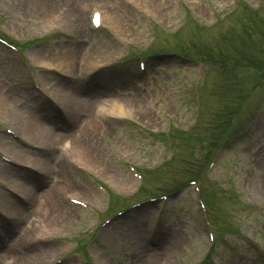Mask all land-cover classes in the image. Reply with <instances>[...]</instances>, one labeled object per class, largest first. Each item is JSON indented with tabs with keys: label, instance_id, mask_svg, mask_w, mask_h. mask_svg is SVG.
Returning <instances> with one entry per match:
<instances>
[{
	"label": "rangeland",
	"instance_id": "374dc122",
	"mask_svg": "<svg viewBox=\"0 0 264 264\" xmlns=\"http://www.w3.org/2000/svg\"><path fill=\"white\" fill-rule=\"evenodd\" d=\"M43 1L44 4L39 6ZM78 1L81 5L82 0ZM111 1L118 15L116 26H111L105 17L104 26L93 34H89L87 28L88 39H84L81 38L80 17L84 16L90 25L91 10L99 8L96 2L87 3L84 13L78 14L72 6L74 3L75 7H80L76 0H0V33L19 43L39 39L23 54L30 66L50 68L37 72L33 69L31 77L18 54L0 47V95L12 93V104L28 103L31 115H36L35 101L27 100L35 92L33 84L49 82L50 88L64 81L54 73L61 68L56 61L59 54L71 47V43L78 44L84 46L79 51L93 50L96 53L89 61L93 63L92 67L99 63L112 64L110 71L102 72L99 78L92 81L94 84L83 89L92 93L101 107L114 111L119 109L125 120L137 123L144 130L172 132L168 144H162L122 121L102 117L98 127L100 141L98 163L94 166L96 171L77 160L87 168L85 171L88 173L69 165L51 173L48 178L44 175L39 193H52L56 188L55 182L61 180L69 181V186L77 191L61 194L60 202L64 205L59 211L58 226L45 238H52L53 241L41 238L45 236L43 233L27 235L23 237L20 252L40 253L49 245H58L61 248L50 256V264H86L75 256L73 250L76 241H82L88 243L85 254L91 264L108 261L109 264H129L136 244H148L145 227L155 219L162 202H145L99 227L102 216H92L90 205L89 209H84L74 205L69 198L90 199L94 207L104 210L109 200L94 182L96 178L105 183L117 195L116 201L123 202L121 207L126 208L147 196L146 192H142L146 186L152 194L160 195L173 190L183 180L196 178L214 214L213 226L207 225V217L199 205V192L194 187H180L164 204L166 208L162 220L157 218L154 224L153 239L166 254L163 255V262L199 264L214 244L208 234L213 231L214 236L218 232L217 240L224 241L226 237L229 243H216L217 252L213 255L216 264H264V76L258 78L264 71L258 73L251 68L227 71L217 58V50L225 46L222 40L226 38L232 43L229 46L231 50L241 55H257L256 63L264 70V54L259 50L264 48V0H241L240 3L238 0ZM21 3L27 5L23 7ZM51 3L53 7L49 10ZM243 4L258 9L259 13L249 15V11L244 12ZM47 8L48 19L42 17ZM240 16L243 19L238 18ZM213 23L216 25L212 26ZM154 25L170 37L165 36L164 39ZM175 29H179V33L172 38ZM195 39L201 42L199 45L210 47L216 57V63L210 68L204 66L201 73L200 66H184L177 57L166 54L174 46H181L184 51L197 56ZM152 51L161 54L145 60L148 73L139 74L133 56ZM233 51L229 55L236 57ZM128 57V60L125 59ZM41 60L48 64L38 63ZM22 89L25 95H21ZM83 114L78 123L85 119L82 117L86 114L85 110ZM49 121L54 122L53 118L46 117V122ZM11 125L12 121L0 111L1 152L6 153L9 150L7 147L14 143L3 132L5 126ZM71 127H62L60 133L68 134L73 129ZM187 129L192 130L183 135ZM234 136L237 143L221 148L226 140ZM28 140L31 142L24 144L28 148L19 145L23 153L31 156L41 154L37 149L41 144ZM58 144L61 146L60 142ZM51 148L52 145L49 151ZM175 150L174 157L172 153ZM213 156V164L207 168ZM19 162L28 164L24 159ZM10 163L1 158L0 169L6 165L19 178L31 174L26 168L18 169ZM28 165L37 169L30 163ZM129 165L155 172L149 181L147 177L145 188L135 197L133 195L138 192L140 183L129 173ZM0 181L5 182L1 175ZM12 187L22 197L23 207H32H28V201L36 204L34 197L21 195L15 186ZM122 197L126 199L121 200L124 199ZM45 202L49 203L46 199ZM121 207L115 206L114 210L118 211ZM225 223H228L227 226ZM230 226L241 237L257 243L258 247L245 243L231 231L228 233L226 229ZM12 236L15 234L10 238ZM172 245L176 247L174 254ZM145 249L148 250V245ZM146 253L138 254L137 261H141ZM8 260L11 258L7 254L0 255V263ZM159 261L155 260V264H160Z\"/></svg>",
	"mask_w": 264,
	"mask_h": 264
},
{
	"label": "bare ground",
	"instance_id": "6f19581e",
	"mask_svg": "<svg viewBox=\"0 0 264 264\" xmlns=\"http://www.w3.org/2000/svg\"><path fill=\"white\" fill-rule=\"evenodd\" d=\"M76 2L79 5V1L76 0ZM91 2H96L99 5V8L103 10L104 16H101L102 24L104 23L106 17L111 26H116L115 24L118 20V15L114 6H112V1L110 2V0H82L81 5H79L80 7H75L74 3L72 6L78 14H82L86 8L84 6L87 3L92 4ZM42 4H44V1L39 3V6ZM26 5L27 3H21V6L23 7ZM51 7H53L52 3L49 6V10ZM48 13L49 11L47 8L42 13L44 16H41L48 19ZM80 21L82 22L81 38L88 39L86 33H88L87 28H89V34L91 33L90 25H88L84 16L80 17ZM83 48L84 46L82 45L71 43V47L68 50L59 54L58 60L56 61L57 65L63 68L68 74L70 73L75 76V72H77L78 65L81 64V61H86V64L96 55L93 50L79 51ZM38 63H44V61L41 60ZM85 67H87V65H85L84 68ZM44 86L47 85L45 84ZM50 89V96L56 97L67 111L68 118L66 122L61 114H56L54 112H52V114H44L45 116L39 119L35 115H31L27 106L21 109L15 108L11 103L14 98L12 93L5 96L0 95V111H2L5 117L12 121L13 129L19 130L18 133L21 141L31 142L28 140L30 139L37 141L41 144V147H47L43 148L45 152H41V154H37L35 156L27 155L26 153L24 154L23 150L16 144L9 145V147H7L9 148L7 153L13 156L14 160L20 161L21 159H24L27 161L26 163H30L37 167V169L39 171L41 170L42 173L36 175L34 174V171L30 170L31 174H28L24 178H19L13 171L7 169L6 167L0 169V175L4 178L7 184L15 186L21 192V195L34 197L36 201V204H34L32 208L25 209L19 198L8 195L0 190V208L14 217L9 220H5L0 216V238L2 235H9L12 230L18 226L19 221H23L22 218L24 215H26L27 219H30L31 217H36L38 219L37 222H34V224H31L30 226H21L20 230H26V235H36L38 233L47 235L52 230L57 228L60 216L59 211L64 205V202H60V198H62L61 194L72 190L77 191V189L73 186H69V181L66 182L63 180L55 183L57 187L50 194L44 195L43 193L38 192L39 185L43 183L44 177H48L51 173L55 172L54 168L56 167L52 164V154L48 149L51 145L52 147L55 144L59 145L58 142H60L61 145H64V142L67 143L70 141V148L68 147L69 143H67L68 145H64L69 148L66 154H64V160L57 162L60 169H65L67 159L69 158L83 161L94 170V166L98 163L99 156L97 154V148H99V131L96 124L98 122L99 112L101 109L97 98H95L92 93L82 90L81 87L77 89L75 85L72 86L70 82L65 83V81L51 86ZM50 108H52V110L54 109L52 105ZM83 110L88 113V116L83 121L78 123ZM118 113L120 114L123 112L119 111ZM51 116L53 117L54 122H46V117L50 118ZM92 117L94 119H92ZM64 124L67 126L73 125L72 127L75 128L74 132L61 134L59 130ZM85 194L87 195L86 192ZM39 198H45L49 203L45 202V199ZM96 198L98 199V197ZM30 200H32V198ZM49 208L50 211L48 210ZM13 240L14 243L10 242L7 246L0 243V253L4 252L5 254L13 255V252L18 250V237L15 236V238H12V241ZM172 247L175 248L173 251L174 253L176 251V247L173 245ZM56 250L57 247H49L45 248L40 253L20 252L22 259L19 264H43L46 258L50 257L51 252ZM145 252H147V255L141 257V261L139 259L140 262L138 261L135 263V261H137L136 256ZM163 255H166L163 248L148 249L147 251L135 250L130 260L132 264H155V260H160L159 263L163 260ZM105 264H109V261Z\"/></svg>",
	"mask_w": 264,
	"mask_h": 264
}]
</instances>
